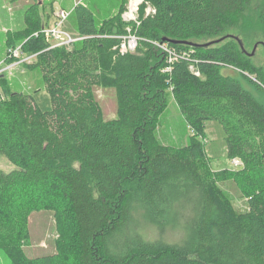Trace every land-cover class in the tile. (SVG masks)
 <instances>
[{
	"label": "trees",
	"instance_id": "1",
	"mask_svg": "<svg viewBox=\"0 0 264 264\" xmlns=\"http://www.w3.org/2000/svg\"><path fill=\"white\" fill-rule=\"evenodd\" d=\"M150 1L155 12L139 21L119 13L101 26L79 3L82 39L55 48L35 1L25 28L8 36L4 64L18 61L8 51L20 46L52 102L42 111L32 94L2 85L0 155L15 169L0 170V249L11 264L59 263L23 249L40 211L72 227L76 264H264V74L236 39L217 45L254 0ZM258 12L264 23V1ZM130 31L138 48L122 53ZM97 86L117 90L112 120ZM168 95L195 133L182 148L157 137ZM210 121L239 170L210 172L202 142ZM229 180L248 197L244 214L217 186Z\"/></svg>",
	"mask_w": 264,
	"mask_h": 264
},
{
	"label": "rangeland",
	"instance_id": "2",
	"mask_svg": "<svg viewBox=\"0 0 264 264\" xmlns=\"http://www.w3.org/2000/svg\"><path fill=\"white\" fill-rule=\"evenodd\" d=\"M40 3V11L47 27L59 23V13L64 10L70 16L62 26L66 32L77 35V20L73 12L74 7L81 3L89 7L96 18L98 26L105 21L114 19L121 13L123 21L134 0H35ZM34 0H0V93L2 85L8 92H22L32 94L35 102L42 111L52 108V102L45 89L42 73L33 61L26 65L22 62L4 64L7 53V38L10 34L22 31L25 28V13L34 4ZM264 0H254L251 8L244 14L236 16L225 32L217 38L219 44L229 39H240L248 54L254 52L251 60L254 66L264 74V23L259 16V8ZM154 5L150 0H141L135 14L137 21L150 15ZM220 39V40H219ZM256 46V47H255ZM256 48V49H255ZM250 56V55H249ZM28 60V59H27ZM26 60V61H27ZM30 60V59H29ZM29 64V65H28ZM95 96L101 105L105 119L117 117L118 93L112 86L95 87ZM202 142L205 146L206 160L212 174L219 171L239 170L232 160L227 159L225 149V133L217 122H207ZM194 130L180 111L173 95L167 96V104L159 118L157 137L165 146L182 148L188 145L194 137ZM15 166L3 155H0V170L11 172ZM217 186L222 195L231 203L239 214L248 211V197L240 186L232 181L218 182ZM177 237V236H176ZM175 237V238H176ZM72 227L59 224L52 211L35 212L29 219V237L23 243V249L28 257L36 258L45 255H58V264H76V247H72ZM0 264H11L6 251L0 249Z\"/></svg>",
	"mask_w": 264,
	"mask_h": 264
},
{
	"label": "built area",
	"instance_id": "3",
	"mask_svg": "<svg viewBox=\"0 0 264 264\" xmlns=\"http://www.w3.org/2000/svg\"><path fill=\"white\" fill-rule=\"evenodd\" d=\"M134 2L131 3V7L129 9L128 12H126L125 14V20L128 22L134 21L137 22L136 16L135 14L138 11V5L133 6ZM153 12H155V10H153ZM152 12V13H153ZM70 16V13L67 11H60L59 13V23H57L55 26L53 27H44L41 31L42 34L45 35L47 41L49 43H51V48H55V47H61V46H71L73 43H75L76 41L82 39V37L79 36H75L72 35L69 32H66L63 29V22L66 21L68 19V17ZM36 35H38V33H36ZM121 45H120V50L122 53H127V52H135L138 48L139 45V38L133 34L131 31L129 32L128 35L123 36V38H121ZM163 50L168 51V49L166 48V46H160ZM9 56L12 58H15L16 62H24L27 59H29V57H26L24 55V53L21 50V47H17L15 49H10L9 51ZM171 57H173L174 55H172L170 53ZM14 62V63H16ZM194 71V69H193ZM0 74H1V69H0ZM195 74L197 76H199V72H195ZM234 164L237 167H241L242 162L239 159H235L233 160Z\"/></svg>",
	"mask_w": 264,
	"mask_h": 264
},
{
	"label": "water",
	"instance_id": "4",
	"mask_svg": "<svg viewBox=\"0 0 264 264\" xmlns=\"http://www.w3.org/2000/svg\"><path fill=\"white\" fill-rule=\"evenodd\" d=\"M236 40L239 42V44H240V46H241V49L244 51V52H246L245 51V49H244V45H243V43H242V41L240 40V39H238V38H236ZM213 42H211V43H208V44H205L206 46H208V45H211ZM264 45V44H263ZM256 47V46H255ZM256 49V48H255ZM254 52H255V50H254ZM254 52H252L251 54H249L250 56H253L254 55ZM247 53V52H246ZM248 54V53H247Z\"/></svg>",
	"mask_w": 264,
	"mask_h": 264
},
{
	"label": "bare ground",
	"instance_id": "5",
	"mask_svg": "<svg viewBox=\"0 0 264 264\" xmlns=\"http://www.w3.org/2000/svg\"><path fill=\"white\" fill-rule=\"evenodd\" d=\"M140 3H141V0H134V4H133V6L138 5V4H140Z\"/></svg>",
	"mask_w": 264,
	"mask_h": 264
}]
</instances>
